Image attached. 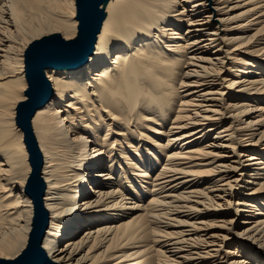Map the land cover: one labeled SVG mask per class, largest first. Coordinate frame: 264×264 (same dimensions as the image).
Wrapping results in <instances>:
<instances>
[{
    "label": "bare ground",
    "instance_id": "obj_1",
    "mask_svg": "<svg viewBox=\"0 0 264 264\" xmlns=\"http://www.w3.org/2000/svg\"><path fill=\"white\" fill-rule=\"evenodd\" d=\"M97 10L0 0V264H264V0Z\"/></svg>",
    "mask_w": 264,
    "mask_h": 264
},
{
    "label": "water",
    "instance_id": "obj_2",
    "mask_svg": "<svg viewBox=\"0 0 264 264\" xmlns=\"http://www.w3.org/2000/svg\"><path fill=\"white\" fill-rule=\"evenodd\" d=\"M100 1L101 0H84L86 10H88L89 13L92 14L91 20L89 19V27L92 26V28H93V33H92V31H90L91 27L89 28V31H90L89 34L92 33L91 36L85 38V36L88 34L87 33L83 38H80L78 41H70V42L62 41V40L57 39V37H53L50 39H46L39 44H34V46L30 49V51H28V54H27L28 55L27 58L31 64V66L33 65V67L37 66V67L42 68L44 62L46 61V58L49 56V53H51L50 48L53 46H59V48L63 47L68 52L74 53V54H75V52L85 54L90 49H92L93 44H94V39H95L94 33L97 30L96 28L99 25V21L97 22V24H94L93 19L96 16H98L100 19L101 12L97 10V6H98ZM88 42H90V43H88ZM41 45H46L47 47H49V50H44L40 53V55H38L37 53H35V49ZM46 46H42V47L46 48ZM32 97L33 96H31V98ZM38 99H40V98L35 97V99H32V100L30 99L28 101V103L25 104L24 106L29 108V107H31L32 102L38 103L39 102ZM25 256L27 257L29 255L25 254ZM24 260H25V258H24ZM19 261H21V260H19Z\"/></svg>",
    "mask_w": 264,
    "mask_h": 264
},
{
    "label": "rangeland",
    "instance_id": "obj_3",
    "mask_svg": "<svg viewBox=\"0 0 264 264\" xmlns=\"http://www.w3.org/2000/svg\"><path fill=\"white\" fill-rule=\"evenodd\" d=\"M52 26V28L51 29H57L55 26H53V25H51ZM63 34V33H62ZM61 34V35H62ZM48 35H50V34H48ZM231 78V77H230ZM237 200V199H236Z\"/></svg>",
    "mask_w": 264,
    "mask_h": 264
}]
</instances>
